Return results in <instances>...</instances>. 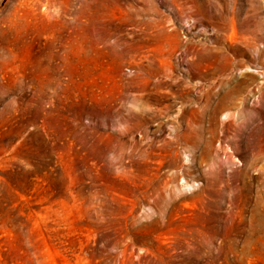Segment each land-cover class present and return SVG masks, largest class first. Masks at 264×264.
I'll return each instance as SVG.
<instances>
[{
    "label": "rangeland",
    "instance_id": "1",
    "mask_svg": "<svg viewBox=\"0 0 264 264\" xmlns=\"http://www.w3.org/2000/svg\"><path fill=\"white\" fill-rule=\"evenodd\" d=\"M0 264H264V0H0Z\"/></svg>",
    "mask_w": 264,
    "mask_h": 264
},
{
    "label": "bare ground",
    "instance_id": "2",
    "mask_svg": "<svg viewBox=\"0 0 264 264\" xmlns=\"http://www.w3.org/2000/svg\"><path fill=\"white\" fill-rule=\"evenodd\" d=\"M186 186H189V185H186Z\"/></svg>",
    "mask_w": 264,
    "mask_h": 264
}]
</instances>
